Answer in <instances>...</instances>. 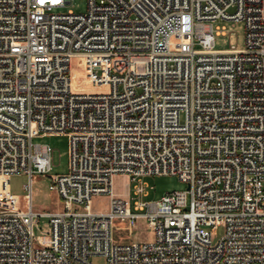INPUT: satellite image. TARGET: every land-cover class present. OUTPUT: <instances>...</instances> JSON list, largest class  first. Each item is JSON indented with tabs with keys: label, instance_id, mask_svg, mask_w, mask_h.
Wrapping results in <instances>:
<instances>
[{
	"label": "built area",
	"instance_id": "obj_1",
	"mask_svg": "<svg viewBox=\"0 0 264 264\" xmlns=\"http://www.w3.org/2000/svg\"><path fill=\"white\" fill-rule=\"evenodd\" d=\"M70 1L0 0V264H264V0ZM216 20L243 21L244 46L217 48ZM73 59L105 89L73 90ZM41 134L69 137L66 173ZM118 173L187 188L142 199ZM39 174L61 208H33ZM140 217L152 240H116Z\"/></svg>",
	"mask_w": 264,
	"mask_h": 264
},
{
	"label": "rangeland",
	"instance_id": "obj_2",
	"mask_svg": "<svg viewBox=\"0 0 264 264\" xmlns=\"http://www.w3.org/2000/svg\"><path fill=\"white\" fill-rule=\"evenodd\" d=\"M87 7V0H71L66 5L57 9V11H74L84 12ZM216 28V41L217 48H226L229 44L235 43L238 47L242 48L245 41V24L243 21L237 20H216L214 21ZM225 32H222V29ZM221 31V32H220ZM230 32H232L230 34ZM85 75V70L80 66L75 59L71 63V79L72 89L75 91H102L105 88L100 85H93L90 83H82L80 81ZM33 142L49 144L54 148L53 151V166L48 175L63 174L68 171L70 162V141L69 137L64 134H41L33 138ZM48 175H37L32 183V204L33 208L38 211H53L62 207V202L57 193L49 188L50 178ZM28 182V177L24 173L15 174L10 181L11 191L20 196L21 203L24 205L26 198L24 196L27 191L24 184ZM127 182H131V189H134L137 183L144 185V192L142 199H157L167 191L176 189H186L187 182L181 180L177 175L173 174H149L139 177L137 181L131 179L128 174L118 173L114 176V190L116 192H123ZM138 198H141L137 195ZM109 205L108 195L105 193L93 195L92 206L94 209L103 210ZM117 224L122 223L117 220ZM41 230H49L48 218L40 216L38 219V227L36 232ZM220 228L216 233L220 232ZM114 236L116 240L122 239L136 241H149L154 238V230L147 220L143 217L137 219L136 224L133 226L132 231L123 228H114ZM93 264H105V258L101 255L91 257Z\"/></svg>",
	"mask_w": 264,
	"mask_h": 264
},
{
	"label": "bare ground",
	"instance_id": "obj_3",
	"mask_svg": "<svg viewBox=\"0 0 264 264\" xmlns=\"http://www.w3.org/2000/svg\"><path fill=\"white\" fill-rule=\"evenodd\" d=\"M1 178H4V177H1Z\"/></svg>",
	"mask_w": 264,
	"mask_h": 264
}]
</instances>
